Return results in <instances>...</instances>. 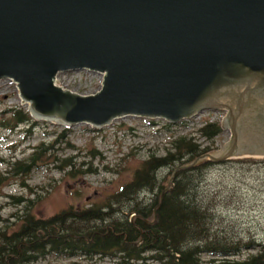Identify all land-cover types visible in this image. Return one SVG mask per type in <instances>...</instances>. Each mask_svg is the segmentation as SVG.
I'll return each instance as SVG.
<instances>
[{
    "label": "water",
    "instance_id": "obj_1",
    "mask_svg": "<svg viewBox=\"0 0 264 264\" xmlns=\"http://www.w3.org/2000/svg\"><path fill=\"white\" fill-rule=\"evenodd\" d=\"M84 69L104 74L97 93L55 84ZM3 79L35 118L69 126L227 111L224 148L180 169L264 157V0H0Z\"/></svg>",
    "mask_w": 264,
    "mask_h": 264
},
{
    "label": "trees",
    "instance_id": "obj_2",
    "mask_svg": "<svg viewBox=\"0 0 264 264\" xmlns=\"http://www.w3.org/2000/svg\"><path fill=\"white\" fill-rule=\"evenodd\" d=\"M21 124L33 127L38 121L25 108L0 112L5 131ZM194 132L199 136L172 135L165 154L142 160L129 180L99 202L40 217L34 213L36 200L16 197L21 207L11 216L15 220L0 216V264H45L50 255L68 260L62 264H264V240L255 243L233 235L219 226L221 216L211 209L220 194L215 189L207 198V175L223 163L200 160L180 169L213 151L223 128L219 121H206ZM52 148L21 159H0V164L23 179ZM66 162L73 166L71 160ZM230 162L251 166L264 163V158Z\"/></svg>",
    "mask_w": 264,
    "mask_h": 264
},
{
    "label": "rangeland",
    "instance_id": "obj_3",
    "mask_svg": "<svg viewBox=\"0 0 264 264\" xmlns=\"http://www.w3.org/2000/svg\"><path fill=\"white\" fill-rule=\"evenodd\" d=\"M102 81L100 73L69 71L60 73L57 83L87 95L97 93ZM22 101L13 80H0V112L16 107L27 109L30 103ZM225 116V111H205L169 130L165 128L164 119L150 120L133 115L119 117L101 128L89 123L67 126L53 120H39L33 127L21 124L11 132L0 128V159L10 160L12 156L21 159L40 148L53 147L40 156V166L23 179L8 173L6 164H0V175L4 177L0 185V216L15 220L11 216L21 207L16 203L19 196L36 200L34 213L40 217H51L69 206L99 202L129 180L142 160L153 154H165L172 135L199 136L194 131L204 122L222 123ZM151 121L153 124H149ZM230 137L231 130L223 128L213 151L223 149ZM235 159L238 158L230 160ZM67 160H71L73 166H66ZM230 160L209 170L205 183L207 198L213 197L215 191L220 194L213 203L216 208L211 206L221 216L219 226L246 241L253 239L260 243L264 240V163L247 166L249 162L231 163ZM67 262L50 255L44 263Z\"/></svg>",
    "mask_w": 264,
    "mask_h": 264
},
{
    "label": "bare ground",
    "instance_id": "obj_4",
    "mask_svg": "<svg viewBox=\"0 0 264 264\" xmlns=\"http://www.w3.org/2000/svg\"><path fill=\"white\" fill-rule=\"evenodd\" d=\"M56 82H58V79H57V81Z\"/></svg>",
    "mask_w": 264,
    "mask_h": 264
}]
</instances>
